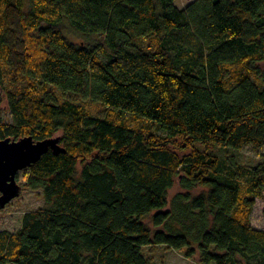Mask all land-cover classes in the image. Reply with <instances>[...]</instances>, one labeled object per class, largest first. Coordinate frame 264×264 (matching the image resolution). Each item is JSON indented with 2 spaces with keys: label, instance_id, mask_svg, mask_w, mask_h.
Returning a JSON list of instances; mask_svg holds the SVG:
<instances>
[{
  "label": "trees",
  "instance_id": "obj_1",
  "mask_svg": "<svg viewBox=\"0 0 264 264\" xmlns=\"http://www.w3.org/2000/svg\"><path fill=\"white\" fill-rule=\"evenodd\" d=\"M176 1L0 0V140L66 150L26 169L44 205L0 230V264H153L158 245L264 264V160L217 154L264 147V0Z\"/></svg>",
  "mask_w": 264,
  "mask_h": 264
},
{
  "label": "rangeland",
  "instance_id": "obj_2",
  "mask_svg": "<svg viewBox=\"0 0 264 264\" xmlns=\"http://www.w3.org/2000/svg\"><path fill=\"white\" fill-rule=\"evenodd\" d=\"M193 0H177L176 5L179 8H184ZM69 37L75 41H80V38L73 33H68ZM94 38L101 39L102 36H93ZM97 58L105 63L108 61V56L99 51ZM68 97V96H67ZM64 98V97H61ZM86 107L93 113L97 114L102 111V107L91 101L83 102ZM6 119L8 120L10 116L6 114ZM120 117L127 120L129 123L133 124L136 119L127 112H122ZM162 133V131H158ZM217 154L220 157H225L227 155H235L237 160L246 163L248 165H256L258 162L264 160V147L259 150L253 149L251 146H245L241 149H222L218 150ZM19 183L22 185L21 195L15 198L3 209L0 208V230H9L15 232L19 230L22 226L23 216L26 212L34 211L41 208L44 205V197L41 192L32 191L24 186L26 182V169L22 170L18 174ZM182 190L179 184H176L170 190V197H172L176 192ZM264 199L257 197L256 204L251 214L252 225L257 229L264 230ZM187 248L182 250H176L168 248L166 245H158L153 248L145 247L143 252L145 256L151 257L153 264H201L198 256L189 258L187 257Z\"/></svg>",
  "mask_w": 264,
  "mask_h": 264
},
{
  "label": "water",
  "instance_id": "obj_3",
  "mask_svg": "<svg viewBox=\"0 0 264 264\" xmlns=\"http://www.w3.org/2000/svg\"><path fill=\"white\" fill-rule=\"evenodd\" d=\"M65 152L60 144V137L35 140L32 135L19 139L5 138L0 140V208L3 209L21 195L19 183L20 171L29 168L49 152ZM7 264H16L8 262Z\"/></svg>",
  "mask_w": 264,
  "mask_h": 264
}]
</instances>
